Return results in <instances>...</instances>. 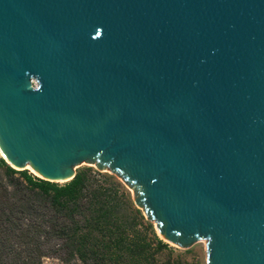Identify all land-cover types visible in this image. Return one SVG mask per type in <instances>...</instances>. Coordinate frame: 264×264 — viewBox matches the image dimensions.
I'll use <instances>...</instances> for the list:
<instances>
[{
    "label": "water",
    "instance_id": "95a60500",
    "mask_svg": "<svg viewBox=\"0 0 264 264\" xmlns=\"http://www.w3.org/2000/svg\"><path fill=\"white\" fill-rule=\"evenodd\" d=\"M0 153L104 171L160 240L264 264V0H0Z\"/></svg>",
    "mask_w": 264,
    "mask_h": 264
},
{
    "label": "trees",
    "instance_id": "16d2710c",
    "mask_svg": "<svg viewBox=\"0 0 264 264\" xmlns=\"http://www.w3.org/2000/svg\"><path fill=\"white\" fill-rule=\"evenodd\" d=\"M0 167L17 194L26 190L18 204L7 207L8 198L0 200V264L5 263L4 256L17 251L12 240L38 259L64 252L65 262L78 256L86 264H187L156 237L118 183L100 182L80 172L59 186L22 171V184L13 179L17 172L2 159ZM27 214L33 217L24 226Z\"/></svg>",
    "mask_w": 264,
    "mask_h": 264
},
{
    "label": "rangeland",
    "instance_id": "374dc122",
    "mask_svg": "<svg viewBox=\"0 0 264 264\" xmlns=\"http://www.w3.org/2000/svg\"><path fill=\"white\" fill-rule=\"evenodd\" d=\"M0 159H2L4 161V163L10 167L11 169H13L3 158V156L0 154ZM15 169V168H14ZM13 169V170H14ZM20 169H15L14 171H16L17 173L14 174L13 179L22 182V178L19 174ZM27 174L30 175L31 177L35 178V179H39V177H37V175H35L32 171L30 170H26ZM87 175H90L92 178L99 180L100 182H103L104 180L109 181V182H115L118 183L121 186V189L126 191L125 187L123 184H121L120 182H118L116 179H114L113 177H111L110 175H108L106 172L104 171H99V170H93L90 172L86 173ZM10 178L6 175V172L4 170L3 167H0V200H6V198H8L9 200V204H7V207L11 206V203H15L18 204V197L19 196H23V191L22 193L17 194L14 191V188L10 185ZM65 183H56V185L62 186ZM127 192V191H126ZM129 197V195H128ZM130 199V197H129ZM131 201V200H130ZM132 203V202H131ZM28 203H25L24 206H26ZM133 205V204H132ZM134 207V206H133ZM10 209V208H9ZM6 213H9V210L6 211ZM33 217L32 215L29 216L28 214L25 215V220H24V226H26L27 224L30 223L29 218ZM12 221H16L17 219L11 218ZM39 223L42 222L43 219H37ZM7 225V224H6ZM156 237L160 240V238L158 237V235L155 233ZM44 236H41V239H43ZM162 241V240H161ZM56 242V241H55ZM163 243L167 244L168 247L172 248L175 253L181 254V259L183 261H185L187 264H205V257H206V251H205V247L203 246V244L192 247L190 249L184 250V249H179L171 244H168L164 241H162ZM11 244L16 248L17 251H15L13 254L8 255L7 257H3V260L5 261L4 264H31L32 262H34V264H86L84 262H82L78 256L73 257V259H71L70 262H65L63 259L66 257V254L64 252H59L58 254L54 255V254H48L46 256L40 257L38 258H33L31 256V254L28 251H21L22 247L20 246V244H18V242L15 240L11 242ZM53 243H51V245H53ZM23 245V244H22ZM1 242H0V251L1 249H3V247H1ZM20 253L21 256H17L16 254ZM8 261V262H7Z\"/></svg>",
    "mask_w": 264,
    "mask_h": 264
},
{
    "label": "bare ground",
    "instance_id": "6f19581e",
    "mask_svg": "<svg viewBox=\"0 0 264 264\" xmlns=\"http://www.w3.org/2000/svg\"><path fill=\"white\" fill-rule=\"evenodd\" d=\"M1 154V153H0ZM2 155V154H1ZM3 156V155H2ZM4 158V157H3ZM25 169H27V170H30L29 168H26L25 167ZM31 171V170H30ZM33 172V171H32ZM34 173V172H33ZM35 175H37L36 173H34ZM37 177H40L39 175H37Z\"/></svg>",
    "mask_w": 264,
    "mask_h": 264
}]
</instances>
